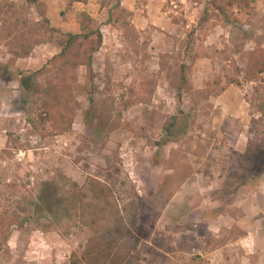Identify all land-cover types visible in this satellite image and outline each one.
<instances>
[{"label":"rangeland","instance_id":"374dc122","mask_svg":"<svg viewBox=\"0 0 264 264\" xmlns=\"http://www.w3.org/2000/svg\"><path fill=\"white\" fill-rule=\"evenodd\" d=\"M84 12L91 69L51 62ZM260 49L264 0H0V264H264Z\"/></svg>","mask_w":264,"mask_h":264},{"label":"trees","instance_id":"16d2710c","mask_svg":"<svg viewBox=\"0 0 264 264\" xmlns=\"http://www.w3.org/2000/svg\"><path fill=\"white\" fill-rule=\"evenodd\" d=\"M27 3L34 4L38 0H25ZM76 2L85 3L87 0H73ZM239 2L247 3V0H211L212 5L221 14H225L226 7L232 6ZM102 43V34L100 27L94 24V20L87 14L83 13L79 24V29L76 32L63 33L60 40V51L51 58V62H60L65 67L84 66L91 69L93 55L98 51ZM28 55V51H24V56ZM251 66L257 72H264V50L257 51L251 61ZM41 70H36L28 74H20L19 83L25 90L32 89ZM45 99L41 102V109L44 116L40 118L44 121L52 120L57 124L63 122L69 124L71 118L69 115L73 113L75 108V99L72 94L70 85L60 81L54 82L48 80L44 88ZM176 121L173 116L169 124L164 128V135L168 136L171 128ZM168 140L165 138L164 143Z\"/></svg>","mask_w":264,"mask_h":264}]
</instances>
